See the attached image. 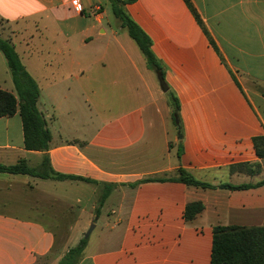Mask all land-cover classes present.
Wrapping results in <instances>:
<instances>
[{
    "label": "crops",
    "instance_id": "crops-1",
    "mask_svg": "<svg viewBox=\"0 0 264 264\" xmlns=\"http://www.w3.org/2000/svg\"><path fill=\"white\" fill-rule=\"evenodd\" d=\"M191 2L202 24L185 0L125 4L152 40L163 91L103 0H0V36L38 82V107L52 133L48 150H28L19 112L1 117L0 163L25 159L40 168L47 156L54 171L87 179L0 173V264L47 258L67 236L66 226L57 230L64 221L103 222L78 264H211L214 226L264 224V184L256 185L264 158L253 143L264 135V0ZM0 86L15 92L1 51ZM102 93L117 94L116 113L93 128L89 111L106 106ZM76 124L84 128L66 129ZM179 168L213 185L256 186L157 180ZM193 201L205 208L187 221Z\"/></svg>",
    "mask_w": 264,
    "mask_h": 264
},
{
    "label": "trees",
    "instance_id": "trees-1",
    "mask_svg": "<svg viewBox=\"0 0 264 264\" xmlns=\"http://www.w3.org/2000/svg\"><path fill=\"white\" fill-rule=\"evenodd\" d=\"M132 1L133 0H110L112 13L121 23L122 27L126 28L129 36L137 44L148 67L154 70L158 76H164L163 68L152 50L151 38L125 9V4ZM185 2L192 9L198 21L202 24L191 0H185ZM0 51L6 57L15 86V92L8 91L0 86V118L10 117L19 112L23 123L24 144L26 149L46 151L50 147L52 133L48 127L44 114L38 107L40 86L36 79L26 69L15 45L10 39L0 36ZM172 105V119L179 131L182 132L180 104L179 100L174 96L172 98ZM253 143L258 157L264 158V135L255 136L253 138ZM255 166L257 168L252 169L249 168V164L238 165V167L249 168L248 171L253 174L260 170L259 164H255ZM0 173L15 175L22 174L59 180H87L81 177L60 174L54 171L47 156L44 158L40 168L30 167L25 159H21L17 163L11 165L0 163ZM149 180L151 179H144L140 182H146ZM157 180L178 181L189 186L206 189L220 187L231 190L247 189L256 185L264 184L263 180L256 185H233L229 183L213 185L198 180L192 173L184 168H179L177 175L173 177L160 178ZM111 188V185L107 186V191L104 194L103 199L108 196ZM204 208V203L201 201L188 203L185 209L186 220H193L204 210ZM88 238L84 237L77 245L70 247L59 259L58 264H78L83 256V252L88 243ZM53 251L55 252V248L52 252ZM46 257L48 258V256ZM211 264H264V224L251 227L221 224L214 226Z\"/></svg>",
    "mask_w": 264,
    "mask_h": 264
},
{
    "label": "rangeland",
    "instance_id": "rangeland-1",
    "mask_svg": "<svg viewBox=\"0 0 264 264\" xmlns=\"http://www.w3.org/2000/svg\"><path fill=\"white\" fill-rule=\"evenodd\" d=\"M103 2L107 6L108 17L110 18L112 24L114 23L113 26H116L115 22L117 21V19L115 18V16L113 15V13H112V11L110 9V4L107 1H105V0H103ZM125 35H126L125 37H128V39L131 40L129 35H128V33H126ZM131 45H132L133 49L135 50V52L137 51L139 53V47L137 46V44H135L132 41ZM140 54H141V52H140ZM153 78H154V81L160 86V89L163 90V88L161 86V81L159 79V76H156L155 74H153ZM100 96H102V97L108 96V101L106 102V106L105 107L104 106L98 107L96 105V107L91 112L89 111V114H91V116L94 119L93 120L94 123H93V125H91V127H93V128H95V126L97 125V122L95 123V121H98L99 119H104L105 117L109 118L114 113H116V105H117L116 97H117V94L113 93V94H110V95H105V93H102V94H100ZM66 119H67V117H66ZM83 128H84L83 126H79V125L77 126V124L75 126H69L68 125L66 127V129H68L69 131H72V130L73 131H75V130L77 131V130H80V129H83ZM158 151H156V152H158ZM16 196L22 197V193H19ZM103 196L104 195H100L101 199H103ZM83 205H84V201H83ZM79 207L80 206H78V207L75 206L74 209L78 210ZM69 217H70V215L67 217V219H69ZM59 223L61 224L62 227L61 228H60V226L57 227L58 228L57 230L59 231L61 229L60 233L67 232V236L58 237V239H56V243L54 245L55 252L51 251L48 254V258L40 259V261H38L36 264H58V261L62 257V255L70 247H73V246L77 245L79 243V241L82 240L85 237V234L89 231L91 225L94 222H90V223H87V222L73 223V222H65L64 221V222H59ZM59 223H56V224L58 225ZM94 224H95V226L97 224V226L93 230V232L91 233L90 237L88 238L89 245L93 244V242L98 238L99 233L102 230V226H103V222L101 221V219L99 221H96V223H94ZM70 225L73 226V228L71 230H70V227H69ZM65 226L67 227V229L64 232H62Z\"/></svg>",
    "mask_w": 264,
    "mask_h": 264
},
{
    "label": "water",
    "instance_id": "water-1",
    "mask_svg": "<svg viewBox=\"0 0 264 264\" xmlns=\"http://www.w3.org/2000/svg\"><path fill=\"white\" fill-rule=\"evenodd\" d=\"M159 79L161 81V86L163 88L164 91L168 90V85L165 82L164 76L163 75H159ZM95 224L93 223L89 229V231L85 234V237L88 238L92 232V230L94 229Z\"/></svg>",
    "mask_w": 264,
    "mask_h": 264
},
{
    "label": "built area",
    "instance_id": "built-area-1",
    "mask_svg": "<svg viewBox=\"0 0 264 264\" xmlns=\"http://www.w3.org/2000/svg\"><path fill=\"white\" fill-rule=\"evenodd\" d=\"M75 9H76V10H79V9H80V6H76Z\"/></svg>",
    "mask_w": 264,
    "mask_h": 264
}]
</instances>
